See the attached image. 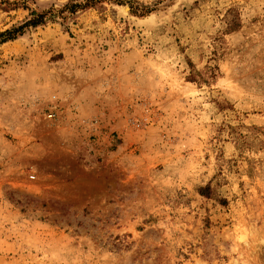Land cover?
<instances>
[{"label": "rangeland", "instance_id": "1", "mask_svg": "<svg viewBox=\"0 0 264 264\" xmlns=\"http://www.w3.org/2000/svg\"><path fill=\"white\" fill-rule=\"evenodd\" d=\"M33 10L0 36V264H264V0H0V33Z\"/></svg>", "mask_w": 264, "mask_h": 264}, {"label": "trees", "instance_id": "2", "mask_svg": "<svg viewBox=\"0 0 264 264\" xmlns=\"http://www.w3.org/2000/svg\"><path fill=\"white\" fill-rule=\"evenodd\" d=\"M73 6H74L72 8L73 12L76 11L78 7H80L79 5H73ZM31 13H32L31 17L27 19L23 24L13 29H8L0 33V36L4 37L3 42L8 41V40H13L17 37V35L23 34L26 29L38 27L46 22V14L44 13L40 14V13L35 12L34 10ZM200 77L201 79H204L202 76ZM190 79H192L191 81H197L196 79H194V76H192Z\"/></svg>", "mask_w": 264, "mask_h": 264}, {"label": "built area", "instance_id": "3", "mask_svg": "<svg viewBox=\"0 0 264 264\" xmlns=\"http://www.w3.org/2000/svg\"><path fill=\"white\" fill-rule=\"evenodd\" d=\"M49 116H50V117H52V116H53V114L50 112V113H49ZM31 178H32V179H34V178H35V176H34V175H31Z\"/></svg>", "mask_w": 264, "mask_h": 264}]
</instances>
